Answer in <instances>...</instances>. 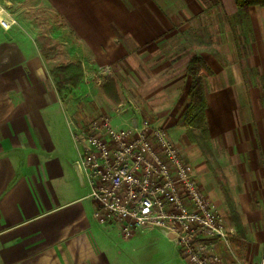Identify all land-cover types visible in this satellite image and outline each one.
Masks as SVG:
<instances>
[{"label":"crops","instance_id":"obj_1","mask_svg":"<svg viewBox=\"0 0 264 264\" xmlns=\"http://www.w3.org/2000/svg\"><path fill=\"white\" fill-rule=\"evenodd\" d=\"M216 1L221 43L196 52L211 72L202 77L204 128L216 169L213 173L204 161L195 175L234 229L226 243H217L221 264H257L264 256V7H249L240 16L234 0ZM44 2L57 24L47 14L42 31L34 16L26 25L14 18L8 30L0 25V264H186L171 238L159 232H137L124 240L112 226L95 221L91 188L79 166L82 150L73 138L80 122L58 95L50 70L60 63H79L84 74L114 64L131 67L130 54L145 63L157 44L196 28L201 1ZM243 27L245 49L237 40ZM39 39L55 40L65 55L45 56ZM187 50L168 66L172 74L165 86L161 70L154 74L156 89L160 86L154 98L167 102L155 109L157 124L174 141L184 128L191 83L176 73L196 54ZM246 70L255 73V81ZM111 113L115 127H129L128 111Z\"/></svg>","mask_w":264,"mask_h":264},{"label":"built area","instance_id":"obj_2","mask_svg":"<svg viewBox=\"0 0 264 264\" xmlns=\"http://www.w3.org/2000/svg\"><path fill=\"white\" fill-rule=\"evenodd\" d=\"M0 25L14 19L0 4ZM81 167L95 203L93 218L126 240L137 232L170 236L186 264H221L215 253L234 229L217 213L196 182L191 165L161 128H116L107 119L76 129ZM257 264H264L261 256Z\"/></svg>","mask_w":264,"mask_h":264},{"label":"rangeland","instance_id":"obj_3","mask_svg":"<svg viewBox=\"0 0 264 264\" xmlns=\"http://www.w3.org/2000/svg\"><path fill=\"white\" fill-rule=\"evenodd\" d=\"M200 1L204 10L202 18L196 21V28L191 29L189 32H184L181 35H176L173 38L169 37L157 44L158 49L155 52H147V61L145 63H143L142 60L139 61L135 54H130L131 67H124L123 64H114V66L109 69L87 70L88 72H86V74H84V70L81 67L83 78L79 87L81 86L82 89L77 96L74 95V92L71 96H65L64 90L66 85L63 83L62 76H60V85L62 87L64 86V89H62V98L67 101L68 108L74 110L75 117L77 121L79 120L80 122L77 126L78 129L81 128L86 130L88 125L92 122L103 119H107L109 123L115 127L111 113L112 110L121 111L125 109L130 114V119L128 120V122H130L128 123L129 127L140 125L143 121H146L152 127L163 129L168 138L178 149L180 156L185 162L192 166L194 175L195 169H197L195 166L202 168L204 161H206V166L210 171L213 172V170L216 169V166L212 163L213 157L211 151L205 142L208 139L206 128L188 129L184 127L181 122V126L184 128L181 130L177 128L180 130V133L177 134L176 141H174L166 128L157 124L158 116L155 112L156 108L163 107L165 103L167 104V102L159 99L157 100V98L155 100L154 98V89H156L154 85L155 72H160L161 70L162 76L159 80H163L167 77L162 82V86H165V83L170 82L171 77L169 75L172 74V70H170L168 66L175 64L180 56L186 55L187 49L188 53L192 51L196 53L201 49H212L213 45L221 43L219 39L222 37H219L217 34V30L220 26L218 25L217 16L214 15L217 1ZM1 3L4 4L6 12L10 14L13 19L20 17L24 25H26V18L34 16L35 28L42 31V29H39V26L42 25L41 19L43 15L47 14L51 15V23L53 24L55 22V24H57L55 21L56 17H53V10L48 8L44 0H0V4ZM15 21L14 19V24ZM240 34L242 38L238 35L239 37L237 40L244 48L248 40V35L244 27L241 29ZM39 40V45L44 49L45 56L51 55L61 57L65 55L63 52L60 53L57 51L58 45L54 43L55 40L50 39L47 42H42L41 39ZM225 40L227 43V39ZM154 47L151 46L150 49L152 50ZM192 57L199 56L197 53L191 56L186 63V67ZM157 67H162V69H158ZM186 67L185 71L179 70L176 73L179 78H182V74L190 77L186 72ZM200 74L203 76L209 75L206 74L203 69H201ZM246 75L251 78L252 81H255V73L252 70H246ZM159 88L160 86H158L156 90ZM148 89H150V91L147 93L146 98L144 94ZM158 98L160 97L158 96ZM185 103L186 105L188 104V94ZM123 125L121 127L127 126ZM116 128H120V126ZM188 132H190L191 136L188 135Z\"/></svg>","mask_w":264,"mask_h":264},{"label":"trees","instance_id":"obj_4","mask_svg":"<svg viewBox=\"0 0 264 264\" xmlns=\"http://www.w3.org/2000/svg\"><path fill=\"white\" fill-rule=\"evenodd\" d=\"M238 14L246 15L249 7H264V0H234ZM203 69L206 74L209 70L205 63L199 57H192L187 64L186 72L191 78L188 90V104L182 114V125L190 128H203L205 126V108L206 99L202 86V77L200 74ZM50 76L55 85L58 95L62 98V89L60 79L62 76L65 83V96L71 95L80 85L83 78L82 69L79 63H60L50 70ZM262 85H264V74L261 76ZM188 135L191 136L190 132ZM191 138V137H190Z\"/></svg>","mask_w":264,"mask_h":264},{"label":"water","instance_id":"obj_5","mask_svg":"<svg viewBox=\"0 0 264 264\" xmlns=\"http://www.w3.org/2000/svg\"><path fill=\"white\" fill-rule=\"evenodd\" d=\"M168 238H171L170 236H168Z\"/></svg>","mask_w":264,"mask_h":264}]
</instances>
